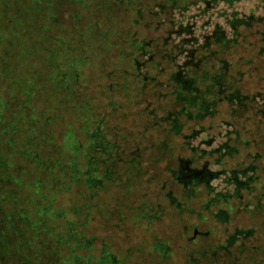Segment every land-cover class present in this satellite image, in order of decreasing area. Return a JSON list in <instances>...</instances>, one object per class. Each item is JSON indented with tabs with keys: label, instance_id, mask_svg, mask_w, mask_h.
Segmentation results:
<instances>
[{
	"label": "trees",
	"instance_id": "16d2710c",
	"mask_svg": "<svg viewBox=\"0 0 264 264\" xmlns=\"http://www.w3.org/2000/svg\"><path fill=\"white\" fill-rule=\"evenodd\" d=\"M240 2L0 0V109L6 110H0V264H139L120 258L110 245H95L97 237L86 233L96 217L106 218L100 195L117 184V166L139 164L147 150L157 151V160L174 155L200 135L199 144L209 145L200 125L217 117L222 105L244 109L254 103L264 121V77L244 95V83L256 81L257 69L243 58L247 72L232 71L238 63L229 59L249 48L264 55V20L236 12L226 17ZM191 10L197 16L217 10L220 24L212 28L209 21L211 31L198 35L195 23L186 22ZM117 109L142 116L140 141L118 133L119 124L110 120ZM199 144L191 148L193 158L175 155L166 169L174 187L166 194L169 205L179 216L190 213L188 188L203 185L208 206L228 204L213 215L218 222L227 225L234 212L228 200L235 199L248 226H236L217 251L193 257L183 249L184 264H202L203 256L217 264H264V186H257L256 169L231 173L233 196L215 193L209 177L217 172L190 164L198 153L220 164L237 151L205 153ZM142 218L151 221L147 214ZM173 251L156 243L151 252L161 261L146 264H162Z\"/></svg>",
	"mask_w": 264,
	"mask_h": 264
},
{
	"label": "rangeland",
	"instance_id": "374dc122",
	"mask_svg": "<svg viewBox=\"0 0 264 264\" xmlns=\"http://www.w3.org/2000/svg\"><path fill=\"white\" fill-rule=\"evenodd\" d=\"M235 12L238 17L251 15L264 20L263 0H241L233 8L228 9L226 17L229 18ZM218 16L220 15L217 10H212L201 16H197L194 14V10H191L185 15V18L187 19L186 22L195 23L196 33L200 35L203 32L209 33L211 31L208 25L209 21H212L210 24L212 28L214 24H220L221 20ZM225 30L228 32L229 28ZM262 30H264V26ZM252 37L249 36L248 39L252 40ZM255 49L257 48L235 51L229 56V59L238 63L232 71L240 69L242 72H247V67L242 68L240 65L241 61L239 60L243 58L242 61L249 59L253 61L249 69H257L256 81L254 79L245 81L242 90L244 95L255 90L258 86V77H264V55L256 56L253 51ZM231 82L229 81V83ZM4 95L5 97L8 96L7 99L10 101V95L5 93ZM256 109L257 106L255 107L254 103L249 104L244 109L235 106L228 108L222 105L218 108L217 117L200 125L207 130L205 137L210 140L209 145L199 144L204 137V135H200L192 142V146H186L183 149L178 147L179 151L174 155L163 153L157 160V151L147 150L141 154L143 158L137 160L139 164L118 165L120 176L117 179V184H108L107 190L101 192L100 195L106 204V218L102 220L96 217L86 230L88 235L97 237L95 245L105 243L110 245L113 252L120 258L127 256V259L132 262L146 264L149 260L161 261L159 253L153 252L152 254L151 249L156 243L165 242L172 248L174 247L175 251H173V256L162 264H184L183 253L185 251L183 252V249L190 255L193 253V257H196L195 251H211L212 249L217 251V246L225 244L226 238L236 226L246 228L248 226L247 216L237 214V201L235 199L228 200L234 212L229 214L230 218L226 222L227 225L218 222L213 215L219 211L228 210V204L221 202L208 206L207 201L211 197L203 185L194 186L195 188L189 186L188 190L193 189L194 197H190L186 204L187 209L193 213L179 216L178 211L169 205L166 198L168 191L174 189L171 176L166 169L174 166L173 156L175 155L182 156L187 160L193 158L191 148L196 147V144H199L198 148L205 150V153L213 149L219 148L220 151L222 148L224 150L226 147H233L237 152L232 157L224 156L220 164H215L214 159L208 156L201 159L198 153L199 157H194L196 162L190 164V169L200 170L205 166L206 170L217 172L214 178L209 177V186L213 187L215 193L227 197L233 196L234 191L232 184H228L232 177L231 173L242 170L246 166H252L256 169L255 175L259 176L257 186H264V183L261 184L264 182V121L260 122L259 116L255 112ZM0 110L6 115V110ZM138 113L127 114L121 109L110 113V120L119 124L120 132L118 133H122L128 141H140L139 139H141L138 134L142 133L141 123L143 119ZM190 129H194V126L191 125ZM131 146V144L126 145L128 149ZM217 155L214 157L218 158ZM126 159L129 160V158ZM162 184H164V190H160ZM262 193L264 194V191ZM174 195L179 196L178 192H175ZM247 195L244 202L249 201L246 198ZM95 201L97 202V198ZM157 204H160L159 209L162 212L156 207ZM145 214L151 216V221L148 222L142 218ZM194 228L197 236L194 244H191L188 238L194 236ZM262 238L264 240V237ZM202 264H217V262L208 260L203 256Z\"/></svg>",
	"mask_w": 264,
	"mask_h": 264
}]
</instances>
